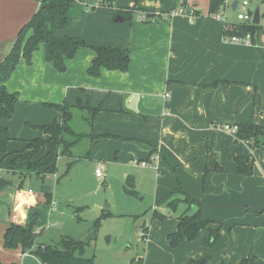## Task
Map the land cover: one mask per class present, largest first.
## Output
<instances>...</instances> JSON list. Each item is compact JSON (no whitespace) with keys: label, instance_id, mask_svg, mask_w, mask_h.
<instances>
[{"label":"crops","instance_id":"1","mask_svg":"<svg viewBox=\"0 0 264 264\" xmlns=\"http://www.w3.org/2000/svg\"><path fill=\"white\" fill-rule=\"evenodd\" d=\"M234 1L219 7L223 21L211 17L205 0H73L70 25L55 32L126 50L127 69L100 67L90 74L95 53L84 46L59 71L40 44L29 62L20 58L4 82L17 95L14 112L3 120L12 137L9 151L22 150L25 140L47 138L36 126L60 122L55 104L67 103L72 118L74 110L83 112L86 157H93L92 150L126 151L139 161L155 157L157 168L141 167L155 177L151 216L174 220L163 243L170 244L168 234L192 205L208 220L194 239L176 246L183 253L165 264H240L246 259L264 264V42L257 34L252 45L223 40L224 24L239 23L229 14L235 12ZM38 6L39 0H0V62ZM178 8L194 12L193 18L172 15ZM117 15L121 21H115ZM139 98L146 108L160 104L161 112H139ZM84 106L98 110L93 116ZM223 123L252 124L257 131L241 138L224 131ZM2 177L10 183L0 188V205L7 209L0 214V264H43L32 253L3 245L6 228L24 224L29 211L37 215L35 231L44 232L38 201L43 197L30 190L20 194L17 178L0 167ZM173 190L168 200L157 203ZM185 196L197 204L188 206ZM171 200L174 206L167 204ZM51 202L49 216L60 214L57 202ZM210 229L217 232L211 243L206 241ZM38 243L48 244L40 238Z\"/></svg>","mask_w":264,"mask_h":264},{"label":"rangeland","instance_id":"2","mask_svg":"<svg viewBox=\"0 0 264 264\" xmlns=\"http://www.w3.org/2000/svg\"><path fill=\"white\" fill-rule=\"evenodd\" d=\"M237 1L241 3L242 0ZM209 2L205 0L204 4L209 6ZM248 2L247 8L252 13L258 8L260 20L257 24L261 29L256 37L261 35L264 42V1ZM229 14L236 22V11ZM70 112L72 114L71 108ZM73 113L70 120L73 133L65 137L78 144L59 156L54 173L43 178L21 177L20 167L8 168L3 164L8 173L17 178L16 191L23 194L30 190V194L43 197L38 201L44 232L38 235L36 242L40 238V241L59 246L66 239L82 241L83 256L92 257L94 264H165L173 260L175 254L181 255L183 251H177L178 246L172 247L167 240L163 243V234L174 220L151 216L149 208L154 201L155 183V177L149 173L152 171L139 166L138 158L131 159L126 151L92 150L93 157H86L88 141L87 136H82L88 128L82 120L83 112L76 109ZM96 164L105 167L100 179L94 174ZM46 185L49 190L44 188ZM3 198L0 191V200ZM53 201L61 212L54 211L49 216ZM170 202L176 203L171 200L167 204ZM4 206L5 203H1L0 214L7 212Z\"/></svg>","mask_w":264,"mask_h":264},{"label":"trees","instance_id":"3","mask_svg":"<svg viewBox=\"0 0 264 264\" xmlns=\"http://www.w3.org/2000/svg\"><path fill=\"white\" fill-rule=\"evenodd\" d=\"M73 0H39L38 9L31 18L20 28L8 53L0 62V167L3 164L10 167H20L24 176L36 175L40 178L46 174H52L57 170L56 163L60 155L69 151L70 146H74L75 140L67 141L65 135L73 133L70 127L72 114L70 105L67 103L55 104L61 113L60 122H52L36 126L37 129L47 134L48 137L32 138L25 140V146L19 151H9L8 142L12 139L8 128L3 124V120L9 118L14 112L17 95L8 92L4 82L10 77L16 64L21 57L27 62L31 60L32 52L38 49L40 44L44 45L45 58L53 66L62 71L65 69V59L72 58L78 48L89 46L95 55L92 59L88 72L96 75L100 67L109 70H126L129 63V55L126 50L111 46H93L79 38L70 35L59 36L55 31L64 29L70 25L73 17L69 14V8ZM224 0H210L208 10L215 12L223 4ZM121 13V12H120ZM125 17V15H124ZM126 18V17H125ZM261 26L254 23L239 22L234 25L229 34H254L259 32ZM91 111L94 116L98 108L84 106ZM257 127L252 124L238 126L237 135L241 138H248L255 135ZM236 135V136H237ZM80 137V135H78ZM78 141V139H76ZM5 169H7L5 167ZM10 183L7 178H0V188L6 187ZM157 201L158 204L165 202L176 192ZM188 206L197 202L185 196ZM168 205L174 206L170 202ZM37 215L28 212L24 224L11 223L3 235V245L6 248H20L22 252H29L39 257L43 264H94L92 257H84V243L66 239L59 246L50 244H36L38 232L35 231ZM208 220L201 217L199 210L192 216L182 215L178 218L176 229L168 234V239L172 247L178 246L184 240L194 239L199 231L205 228ZM144 233V232H143ZM210 236L206 238L209 243L217 238L216 230L210 229ZM144 235V234H143ZM211 240V241H210ZM248 260H243L240 264H247ZM15 264V263H11Z\"/></svg>","mask_w":264,"mask_h":264},{"label":"built area","instance_id":"4","mask_svg":"<svg viewBox=\"0 0 264 264\" xmlns=\"http://www.w3.org/2000/svg\"><path fill=\"white\" fill-rule=\"evenodd\" d=\"M228 2V0H224L222 6L224 7L226 5V3ZM249 5L248 0H242L241 3H237L236 5V18L239 20V22H245V23H253L252 19H253V13L252 11H250L247 6ZM223 10V8H222ZM171 14H186V16H188V18L191 20L194 16V12H185V10L183 8H178V9H174L171 11ZM211 17L215 18V19H219V20H223L224 21V15L220 10H217L215 12H213L211 14ZM234 27L228 24H224V36H223V40L226 42H234V43H239V44H244V45H252L255 43L254 38L256 35V32L254 34L251 33H245V34H241V35H237V34H229L228 32ZM220 127L232 134L235 135L238 131V125L236 124H229V123H223L220 125ZM139 166H145V167H153V168H157V162L154 156L149 157L148 160H140L139 162H137ZM94 174L97 178H102L104 176V167L103 165H98L95 169H94ZM144 234V233H143ZM142 234V235H143Z\"/></svg>","mask_w":264,"mask_h":264},{"label":"water","instance_id":"5","mask_svg":"<svg viewBox=\"0 0 264 264\" xmlns=\"http://www.w3.org/2000/svg\"><path fill=\"white\" fill-rule=\"evenodd\" d=\"M238 1L235 0L232 4V8L234 9L237 5ZM122 20V17L117 15L115 17V21H121ZM252 22L254 24H257L259 22V12H258V8H256L253 12V19H252ZM136 109L139 111V112H143V113H150V114H159L161 112V105L160 104H156L154 108H146L142 105V100L141 98L138 99V102H137V105H136ZM44 188L46 190H49V186L46 185L44 186ZM196 210V206L195 205H192L190 210L188 211L187 213V216H191Z\"/></svg>","mask_w":264,"mask_h":264},{"label":"clouds","instance_id":"6","mask_svg":"<svg viewBox=\"0 0 264 264\" xmlns=\"http://www.w3.org/2000/svg\"><path fill=\"white\" fill-rule=\"evenodd\" d=\"M23 202H24L23 199H21V203H23ZM29 202H34L31 200V197H29Z\"/></svg>","mask_w":264,"mask_h":264}]
</instances>
